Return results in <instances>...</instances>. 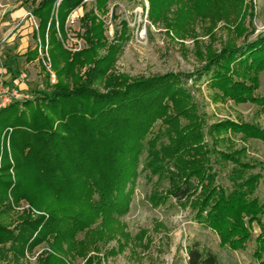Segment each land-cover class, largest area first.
<instances>
[{
  "label": "trees",
  "instance_id": "16d2710c",
  "mask_svg": "<svg viewBox=\"0 0 264 264\" xmlns=\"http://www.w3.org/2000/svg\"><path fill=\"white\" fill-rule=\"evenodd\" d=\"M85 1L61 2L58 8L61 28L71 12ZM170 1L176 0H162ZM56 3L57 0H42L33 14L40 21L44 41L51 24L48 35L51 56L61 78L63 74L75 73L76 65H91L97 48L76 54L74 62L69 60L68 52L57 39ZM90 19L94 20L93 16ZM118 47L112 46L111 53ZM37 55V51L29 52L28 60L36 59ZM60 59L67 64L58 69ZM104 63L102 68L98 66L88 72L87 83L73 90L60 82L52 92L41 91L34 100L15 102L0 112L5 120L2 129L0 122V139L12 128L13 160L6 155V164L3 158L0 167V173L5 171L0 174V243L12 241L14 249L22 255L26 249L46 243L51 248L50 253L45 252L46 259L55 257L51 252L64 243L73 251L83 233L90 244L92 226L106 227L128 213L141 175L137 169L146 155L142 172L162 175L168 182L165 193L156 190L151 195L154 206L171 199L186 205L196 194L197 186L191 178L199 177L205 195L193 201L196 221L217 232L221 244L233 250H244L254 242V257L264 264V202L256 195L263 174L253 173L260 164L242 159L246 156L245 148L235 152L216 148L224 145L223 138L217 137L228 133L241 136L243 141L258 140L264 144V128L223 121L209 129L213 144L203 146L200 143L203 134H197L195 125L182 124L192 106L189 94L178 86L176 76L148 78L101 94L91 85L94 77L106 72ZM203 74L210 77V86L221 100L251 103L260 114L264 113V93L258 92L264 75V37L224 48L196 73V79ZM159 120H163L164 132L155 133ZM164 137L171 139L170 145L163 141ZM189 151L192 158L185 163L183 154ZM212 160L216 165L229 162L237 167L231 173L232 188L214 184L215 178L208 172L214 166ZM187 170L189 178L184 177ZM24 200L46 215L33 219L31 212L24 213L19 217L22 221L19 232L14 234L15 230L9 227L11 223L7 225L5 219L14 211L13 205ZM254 224L260 228L256 237L251 232ZM88 248L81 246L78 255L85 257ZM57 257L56 263L65 264L62 257ZM188 264L221 262L217 254L194 243L188 250Z\"/></svg>",
  "mask_w": 264,
  "mask_h": 264
},
{
  "label": "rangeland",
  "instance_id": "374dc122",
  "mask_svg": "<svg viewBox=\"0 0 264 264\" xmlns=\"http://www.w3.org/2000/svg\"><path fill=\"white\" fill-rule=\"evenodd\" d=\"M41 1L0 0V67L11 79L21 73L27 74L26 99L23 101L34 100L41 91L52 92L60 82L73 90L87 83L88 72L101 67L106 61V72L94 77L91 85L101 94L148 78L176 76L180 81L178 86L189 94L192 106L182 124L195 125L197 134H203L200 141L203 146L213 144L209 129L223 121L258 124L264 128V113L260 114L256 105L225 102L210 86L207 74L196 79V73L202 71L224 48L241 46L264 37V0H226L219 3L218 0H86L71 12L64 28L60 27L58 19V8L63 0H57L54 10L57 39L68 52L69 60L74 62L76 54L97 48L91 65H76L75 73L63 74L61 78L51 56L52 46L48 37L51 24L44 41L40 34V21L33 14ZM92 16L94 20H88ZM98 42L101 44L97 45ZM112 46H119L114 54L111 53ZM33 51H37L38 55L29 61L28 53ZM60 61L58 69L67 64L64 59ZM53 76L55 81H52ZM258 92L264 93V75ZM2 116L1 129L5 125ZM162 124L163 120H159L155 133L164 132ZM199 127L201 130L197 129ZM11 133L12 128H8L0 139V167L3 158L6 164V155L13 161ZM217 138L224 141V145L217 146V149L235 152L245 148L246 156L242 159L260 164L253 169V173L263 174L256 195L264 202V144L258 140L243 141L241 136L230 133ZM163 141L168 145L171 143L169 137H164ZM191 146L193 144L188 147ZM191 153L183 154L185 163L192 158ZM145 158L146 155L137 169L141 175L128 213L119 218V222L106 227L99 224L92 226L91 245L85 240L88 236L83 233L73 251L69 244L64 243L51 252L52 255L62 257L65 264H188L190 246L199 243L204 250L217 254L221 264H259L254 257V242L244 250H233L221 244L217 232L196 221L193 201L205 195L199 177L191 178L197 186L196 194L186 205L171 199L166 204L154 206L150 201L151 195L156 190L159 194L165 193L168 182L163 180L162 175L142 172ZM212 161L214 166L208 172L213 174L214 184L232 188L231 173L237 167L229 162L216 165V161ZM0 174L4 175L5 171ZM188 174V170L185 171L184 177L189 178ZM13 208L5 223H11L9 227L15 230L14 234L19 232L22 222L19 217L24 213L31 212L33 219L46 215L25 200L14 204ZM251 232L254 237L258 236L259 226L254 224ZM84 245L89 246L87 255L80 257L78 250ZM50 250V246L44 243L32 250L26 249L22 255L14 249L12 241L0 243V264H58L55 257L46 259L45 252Z\"/></svg>",
  "mask_w": 264,
  "mask_h": 264
},
{
  "label": "built area",
  "instance_id": "2783aa9c",
  "mask_svg": "<svg viewBox=\"0 0 264 264\" xmlns=\"http://www.w3.org/2000/svg\"><path fill=\"white\" fill-rule=\"evenodd\" d=\"M41 54L44 56L43 53ZM45 56L48 57L47 52ZM52 81H55V76H53ZM26 82V73L19 74L10 83H5L4 80L0 79V112L11 106L13 103L24 100L25 96L23 87L26 85Z\"/></svg>",
  "mask_w": 264,
  "mask_h": 264
},
{
  "label": "crops",
  "instance_id": "0c3cea01",
  "mask_svg": "<svg viewBox=\"0 0 264 264\" xmlns=\"http://www.w3.org/2000/svg\"><path fill=\"white\" fill-rule=\"evenodd\" d=\"M0 79L4 80L5 83H10L13 80L10 78V76L6 75V70L4 68H1V67H0ZM23 88L25 90L26 85Z\"/></svg>",
  "mask_w": 264,
  "mask_h": 264
}]
</instances>
